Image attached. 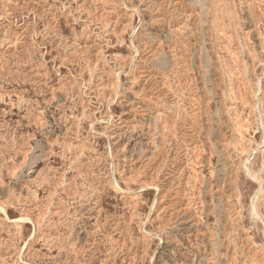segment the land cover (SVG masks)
Here are the masks:
<instances>
[{"label":"rangeland","instance_id":"1","mask_svg":"<svg viewBox=\"0 0 264 264\" xmlns=\"http://www.w3.org/2000/svg\"><path fill=\"white\" fill-rule=\"evenodd\" d=\"M0 264H264V0H0Z\"/></svg>","mask_w":264,"mask_h":264}]
</instances>
